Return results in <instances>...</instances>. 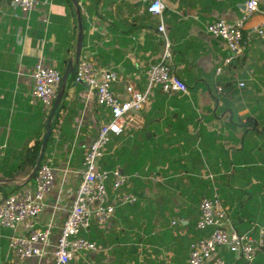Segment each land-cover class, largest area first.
Instances as JSON below:
<instances>
[{"label":"crops","instance_id":"crops-1","mask_svg":"<svg viewBox=\"0 0 264 264\" xmlns=\"http://www.w3.org/2000/svg\"><path fill=\"white\" fill-rule=\"evenodd\" d=\"M78 1L87 30L80 56L116 72L112 88L120 97L127 96V83L146 86V69L163 51L162 21L172 44L170 65L188 88L165 95L153 88L148 106L138 113L140 126L113 137L105 155H114L111 167L132 175L126 189L138 200L116 207L104 226L92 223L87 236L98 248L82 254L76 264H188L189 243L206 232L196 228L199 201L218 175H228L225 182L240 190L235 196L226 192L223 202L233 225L255 230L263 224L252 210L254 200L264 207V176L250 169L248 157L264 150V135L251 130L252 124L264 126V40L249 39L216 74L227 46L207 31L215 20L239 18L245 0H166L162 17L149 10L151 0ZM259 8L245 33L264 20V0ZM78 34L72 0H37L30 14L13 9L9 0L0 3V177L9 178L0 181V199L27 180L34 163L25 171L19 165L38 142L40 147L51 108L33 94L32 68L40 60L64 72ZM67 83L61 99L65 104L55 113L53 138L43 151L55 177L35 217L51 226V234L46 252L23 264L53 263L52 249L81 178L84 151L106 118L93 91L83 83ZM253 185L258 187L252 195ZM230 200L247 201V213H234ZM12 233L26 234L27 229L22 223L15 229L0 225V264L12 256Z\"/></svg>","mask_w":264,"mask_h":264},{"label":"built area","instance_id":"built-area-1","mask_svg":"<svg viewBox=\"0 0 264 264\" xmlns=\"http://www.w3.org/2000/svg\"><path fill=\"white\" fill-rule=\"evenodd\" d=\"M9 2L13 9L27 14L37 4V0ZM165 8L166 0H151L149 10L152 13L162 17ZM259 11V0H245V8L239 18L233 21L218 19L207 25L208 33L224 40L227 46V53L215 67L216 74L242 52L249 39L257 37L264 40V20L245 33L247 22ZM158 31L163 42L161 57L146 69L147 84L144 88H136L132 83L125 84L126 97H120L112 88L117 78L113 69L101 67L95 59L85 56H79L74 64L73 82L83 83L93 91L95 101L103 107L106 118L84 151L81 178L52 249V264H76L82 254L97 249L96 240L87 236L92 223L104 226L116 207L138 200L126 189L132 175L117 166H104L102 158L113 137L125 136L131 128L140 126L138 113L148 106L155 86L166 93L187 92V83L170 65L172 44L163 21ZM31 76L34 81L33 94L44 105L51 106L60 85V71L39 60L34 64ZM243 84V81H238V85ZM54 177L52 165L47 159L42 160L32 177L19 190L0 199V225L15 229L22 223L27 229L26 234L12 233L9 236L8 247L12 256L4 264H23L25 258L41 257L46 252L51 226L37 223L35 217L45 205L44 194L53 184ZM209 177L213 178V174L210 173ZM196 228L206 233L189 243L188 264H236L222 256L220 252L223 248L231 250L235 259H242L244 264H254L257 254L263 249L264 223L255 230L236 229L216 192L201 197Z\"/></svg>","mask_w":264,"mask_h":264},{"label":"trees","instance_id":"trees-1","mask_svg":"<svg viewBox=\"0 0 264 264\" xmlns=\"http://www.w3.org/2000/svg\"><path fill=\"white\" fill-rule=\"evenodd\" d=\"M67 2H70V0H67ZM86 25H85V23L83 22V31H84V39L86 38V27H85ZM86 43V41L84 40V44ZM83 43H82V46L84 45ZM60 73H61V75L63 74V72L62 71H60ZM73 80V71L69 74V78H68V83H67V85H69L70 84V82ZM185 80V79H184ZM185 82L187 83V86H188V82L185 80ZM228 84L229 83H224V86L225 87H228ZM154 91H156V92H159V93H161L162 95H165V94H167L166 92H164V91H162L161 90V88L159 87V86H155L154 87ZM176 92H183V91H174L173 93H176ZM65 104V102L64 101H62L61 102V106H59V108H58V110L56 111V115L58 114V112H59V110L61 109V107H62V105H64ZM57 120V117H54V120H53V122H52V129H51V133H50V136H49V139H48V141H47V144L49 143V141L51 140V138H53V134H54V128H53V126L55 125V121ZM251 121L250 120H248V123L247 122H245L247 125H249V123H250ZM254 122H255V119H254ZM255 124V123H254ZM251 130H254V132H256V131H258L259 132V134L261 133V134H263L264 135V126L261 128V129H259V128H257L255 125H251ZM47 144H46V146H47ZM256 144H257V142L254 144L253 143V145H255L256 146ZM263 146H264V144H262ZM46 146H45V148H46ZM45 148H44V151H45ZM257 148H258V146H257ZM38 149H39V142L35 145V148H34V151L32 152V155H28L23 161H22V163L19 165L22 169H21V171H25L24 170V168H25V166L27 165L28 167H31L32 166V164L34 163V160H35V158H36V154H37V152H38ZM260 152H261V154L260 155H250L248 158V160H249V162H252V165H251V167H250V169H252V171L256 174V175H263L264 176V150H260ZM113 156L114 155H110V154H106V155H104V158H102V164L104 165V166H107V167H111V160H112V158H113ZM110 157H112V158H110ZM42 160H45V154L43 153V156H42ZM245 162V161H244ZM244 164H247V163H244ZM20 170H19V168L15 171V172H19ZM228 176V175H227ZM31 178V177H30ZM210 188V187H209ZM212 193H211V189H210V193L208 194V195H211ZM245 204V203H244ZM224 205V204H223ZM234 211V210H233ZM237 211H234V213H236ZM264 223V222H263ZM236 227V226H235ZM245 228V226H240V229L238 228V227H236V229H238V230H240V231H243V229ZM200 230V229H199ZM203 231H205V230H203ZM206 233V232H205ZM204 233V234H205ZM204 234H201L200 236H202V235H204ZM200 236H198V237H200ZM262 251H264V245H263V249H262ZM221 254H222V256L227 260V261H231V262H234V263H236V264H244V261L242 260V259H235V256H234V253L231 251V250H229V249H225V248H223L222 250H221V252H220ZM260 256V257H259ZM257 257V256H256ZM258 257H259V259H255V261H254V264H259V261L260 260H262L261 262H260V264H264V252L263 253H261V252H259L258 253Z\"/></svg>","mask_w":264,"mask_h":264},{"label":"water","instance_id":"water-1","mask_svg":"<svg viewBox=\"0 0 264 264\" xmlns=\"http://www.w3.org/2000/svg\"><path fill=\"white\" fill-rule=\"evenodd\" d=\"M72 1H73L74 7H75L76 12H77L78 23H79V34H78L77 44L75 45L74 53L68 58V61L66 63L64 72H63L62 77H61L59 88L56 92L55 98L53 100V103H52L51 108H50V112L48 114V117H47V120L45 123V129L43 131V134H42V137L40 140V147H39L37 157L35 159V162L31 168L29 174L27 175V179H29L34 174L36 168L38 167L39 163L41 162L44 148L47 144V141H48L50 133H51L53 118L55 116L56 110L58 109L60 102H61V99H62L63 94H64L65 84L67 82V79H68L70 72L72 71L73 65L75 64V62L78 60V58L80 56V51H81V47H82V43H83V23H82V16H81V8H80L78 0H72ZM7 179H9V178L0 177V181H5Z\"/></svg>","mask_w":264,"mask_h":264},{"label":"rangeland","instance_id":"rangeland-1","mask_svg":"<svg viewBox=\"0 0 264 264\" xmlns=\"http://www.w3.org/2000/svg\"><path fill=\"white\" fill-rule=\"evenodd\" d=\"M264 164V163H263ZM260 178L259 175H256ZM226 177L227 175L223 174V175H218L217 177H215V179L212 180V184H210V189L212 190V192H216L218 197L220 198L222 204L224 202V198L226 196V192H232V196H235V195H240L239 192L240 190L239 189H236V188H233V185L232 183H228V182H225L226 180ZM209 180V179H208ZM224 181V182H223ZM254 187H252V190H251V194L253 195V191L256 187H258V185H253ZM260 186V185H259ZM242 194V192H241ZM264 195V194H263ZM240 198V196H239ZM253 198V197H252ZM242 199V198H240ZM244 203H242L241 201H233V200H230L228 202V205L232 206L234 208V211H237L239 212L241 215L243 214H246L247 213V210L249 209L248 206H247V201H244ZM253 201H250L248 203H251ZM257 204L255 208H253V212H258V216H262V220L264 221V207L263 206H259V202L257 200H254V204ZM264 204V202H262ZM261 209L260 211H258V209Z\"/></svg>","mask_w":264,"mask_h":264}]
</instances>
